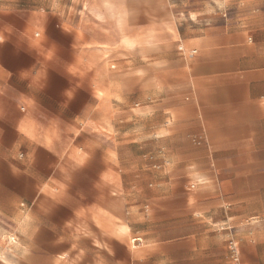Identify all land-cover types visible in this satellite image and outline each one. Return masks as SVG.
<instances>
[{"label": "rangeland", "instance_id": "374dc122", "mask_svg": "<svg viewBox=\"0 0 264 264\" xmlns=\"http://www.w3.org/2000/svg\"><path fill=\"white\" fill-rule=\"evenodd\" d=\"M43 1L18 0L31 21L13 44L53 55L77 44L74 29L93 49V63L71 75L56 57L33 67L46 92L80 109L93 103V131L67 139L52 200L12 202L15 220L0 214V264H235L231 242L240 264H264V97L230 68L235 47L253 44V11L242 0H66L61 27ZM203 32L218 39L223 96L178 105L162 92L173 76L160 68L195 54L181 40ZM171 37L173 48L157 44ZM89 84L92 96L78 100ZM23 218L30 232L18 233Z\"/></svg>", "mask_w": 264, "mask_h": 264}, {"label": "crops", "instance_id": "0c3cea01", "mask_svg": "<svg viewBox=\"0 0 264 264\" xmlns=\"http://www.w3.org/2000/svg\"><path fill=\"white\" fill-rule=\"evenodd\" d=\"M263 2L264 0L241 1L244 8L248 6L253 11L249 13L253 44L236 46L238 58L230 61L231 72L237 69L242 74L244 71L245 80H248L246 84L250 86L251 96L256 101L264 97ZM43 5L41 9L49 11V17H56L61 27L70 25L63 11L71 7V2L45 0ZM76 9H79V6ZM92 14L90 13L91 16ZM28 21H31V18L28 13L19 9L18 0H0V214L14 220L16 211L11 208L12 202L21 200L27 203H42L52 200L51 185L65 167L67 139L83 130L93 131V103L86 101L80 109L82 102L77 101L76 105H73L65 97H55L41 88L33 74L35 59L56 57L60 59L58 63L65 75H71L69 69L81 63H93V49L78 44L82 42L79 34L74 29H66L73 39L78 41L73 47H65L53 52V55H45L49 51L34 49L18 51L13 43L19 34H24V25H28ZM74 21L75 18L73 25ZM20 23L23 25L22 29L18 28ZM237 37L242 38L241 31L237 33ZM217 40L208 32L187 37L181 40L183 47L185 50L195 48L196 53H191L189 58L182 56L176 60L170 59L167 65L160 68L173 76L170 82L162 85V92L177 98L178 105L186 104L189 98L193 97L223 96V86L219 83L224 78L221 61L217 56ZM175 42L174 37H171L157 44L161 49L167 46L173 48ZM138 49L144 52L146 46L140 44ZM243 55L251 63L244 69L240 63ZM183 58L186 66L181 61ZM235 62H238L237 68L233 65ZM65 75L64 78L69 79V76ZM209 81L214 84L209 93H199V86L202 89V84ZM69 83L73 85L74 90L78 89L75 82ZM90 86L91 84L83 90L78 100L92 96L93 88ZM182 97H186V101ZM15 225L18 233L30 232L26 229L25 218L17 219ZM40 227L43 226H35L32 232L38 231L37 228ZM9 238L13 239L11 235ZM4 241L5 238L0 234V245ZM8 253L3 249L1 255ZM14 258L19 263L17 258Z\"/></svg>", "mask_w": 264, "mask_h": 264}, {"label": "built area", "instance_id": "2783aa9c", "mask_svg": "<svg viewBox=\"0 0 264 264\" xmlns=\"http://www.w3.org/2000/svg\"><path fill=\"white\" fill-rule=\"evenodd\" d=\"M134 240H137V238H134ZM231 251H232V255H233V259L235 264H240L238 256H237V248H236V243L231 242Z\"/></svg>", "mask_w": 264, "mask_h": 264}]
</instances>
